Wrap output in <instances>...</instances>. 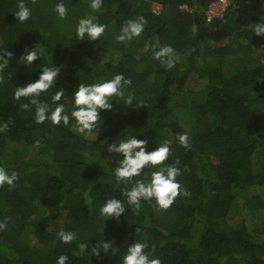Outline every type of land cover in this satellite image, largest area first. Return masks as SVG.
Listing matches in <instances>:
<instances>
[{
	"label": "trees",
	"instance_id": "1",
	"mask_svg": "<svg viewBox=\"0 0 264 264\" xmlns=\"http://www.w3.org/2000/svg\"><path fill=\"white\" fill-rule=\"evenodd\" d=\"M217 1L103 0L93 11L90 0H63L68 15L60 19L54 12L58 0H24L31 16L20 23L13 14L18 0H0V50L13 53L0 69V167L18 175L13 187L0 186V221L6 223L0 264H56L61 254L69 257L67 264H120L134 238L144 239L150 258L160 264H264V35L251 31L264 17V0H227L223 17L208 20ZM78 3L83 10L75 8ZM137 16L147 21L141 35L117 42L123 21ZM81 17L105 24L102 36L76 41ZM156 41L174 49V67L153 59ZM32 46L43 55L25 67L18 59ZM53 64L61 66L56 84L38 98L52 108L59 88L65 91L58 103L70 111L79 83L116 73L132 81L125 89L132 104L113 101V110L101 113L97 137L63 123H36L29 98L16 100L13 93L34 81L39 67ZM184 132L187 148L176 141ZM124 134L147 137L148 150L168 138L163 163L181 169L176 179L189 195H178L164 210L141 201L133 212L125 202L118 221L100 217L106 199L123 201L121 191L131 187L115 182L111 167L118 157L106 151ZM23 150L35 158L7 161ZM61 229L74 231L77 239L62 244ZM102 240L118 251L92 254ZM79 243L88 244L82 254Z\"/></svg>",
	"mask_w": 264,
	"mask_h": 264
},
{
	"label": "clouds",
	"instance_id": "2",
	"mask_svg": "<svg viewBox=\"0 0 264 264\" xmlns=\"http://www.w3.org/2000/svg\"><path fill=\"white\" fill-rule=\"evenodd\" d=\"M102 3L103 0H90L89 7L93 11H98L101 9ZM54 12L60 19H64L68 15V9L63 0H58L54 6ZM13 14L18 22L23 23L31 16V9L26 6L24 0H18L16 11ZM146 22L143 16L123 21L115 40L126 43L139 37L144 31ZM105 28L106 25L103 23L96 22L92 18L81 17L75 25V39L91 43L102 36ZM251 31L258 36L264 35V17H261V22L251 24ZM150 48L153 59L158 60L166 69L174 67L177 57L170 45H160L159 41H156ZM144 51H149L148 45L145 46ZM0 53H2L0 54V69H3L8 65L13 53L6 49L0 50ZM42 55V51L32 46L26 48L18 60L28 67L34 65V61H37ZM38 69L40 71L34 81L27 80L23 85L16 86L13 93L16 100L29 98V103L35 107L34 119L36 123H43L46 120L52 124L63 123L72 127L76 133L85 136L95 133L97 137L99 131L96 130L101 129L100 122L103 120L101 113L103 111L111 112L113 101L117 102L122 99L123 103L121 104L125 106L132 104L133 96L125 95V89L131 85L132 81L122 73H116L110 79L94 83H79L72 93L70 111L65 110L64 103H58L65 91L64 88H59L51 96V102L55 104V107L52 108L48 103L38 98L56 84L61 66L53 64L51 67H39ZM29 103H24L21 107L27 109ZM70 120L73 122L71 125ZM176 141L185 148L190 146L187 132L178 134ZM170 144L171 141L164 142L154 149L148 150L147 137L140 139L133 134H124L118 141L106 144V151L116 154L118 157L115 166L111 167L115 182L130 184L131 187L121 191V195L124 197L123 201L116 197L106 199L99 207L98 215L100 217L118 221L121 214L126 211L125 202L131 206L133 212L139 211L141 201H153L157 210H164L173 203L178 195H189L176 179L181 174V169L175 164L163 163L170 154ZM145 169L153 170L149 175L144 171ZM134 177L141 178L134 180ZM17 179L16 171H8L0 167V186L13 187ZM5 227V221H0V230ZM57 236L62 244H70L77 239L74 231L63 229L58 231ZM87 248V243H79L78 254L84 253ZM147 248L148 244L144 239L134 238L119 257L120 264H160L159 258H150L151 253L146 251ZM109 251L113 253L118 251L117 248H113L111 240L98 241L92 248V254L97 255L101 252L108 254ZM68 260L67 255L61 254L56 258V264H67Z\"/></svg>",
	"mask_w": 264,
	"mask_h": 264
},
{
	"label": "rangeland",
	"instance_id": "3",
	"mask_svg": "<svg viewBox=\"0 0 264 264\" xmlns=\"http://www.w3.org/2000/svg\"><path fill=\"white\" fill-rule=\"evenodd\" d=\"M227 4H229V2H227ZM75 6V8H80L81 10H83L84 9V6L81 4V3H78V4H76V5H74ZM216 7L217 6H215L214 8H212L213 10L214 9H216ZM74 8V9H75ZM76 11H80V10H78V9H75ZM218 15H220V13H215V17L216 16H218ZM63 25V22L62 21H59L58 22V24H57V29L60 31V32H64L63 31V29L61 28V27H63L62 26ZM230 70V69H229ZM175 114H177L178 115V117H180L181 118V120L182 121H184V120H186V116L185 115H183L182 113H181V111H179V110H177V111H175ZM184 123L185 124H190L189 122H187V121H184ZM168 139V138H167ZM166 139V140H167ZM166 140H165V142H166ZM150 142H153V141H150ZM151 144V143H150ZM23 148H25V146L24 145H19V148H17V149H23ZM26 150H27V148H26ZM26 150H23V151H19L18 152V154H14V155H12V156H8L7 157V161H9V162H11L12 164H19L20 162H22V161H30L31 159H34L35 157L34 156H32V155H30V154H32V153H30V154H28L27 152H26ZM235 215V212L233 211L232 212V214H231V216L233 217Z\"/></svg>",
	"mask_w": 264,
	"mask_h": 264
},
{
	"label": "built area",
	"instance_id": "4",
	"mask_svg": "<svg viewBox=\"0 0 264 264\" xmlns=\"http://www.w3.org/2000/svg\"><path fill=\"white\" fill-rule=\"evenodd\" d=\"M227 2H228L227 0H220V1H217L213 4H211L209 7V10L207 12L208 20H212L214 18H222L224 15V12L228 6ZM215 6H217V7H216V9L213 10L212 8H214ZM215 13L216 14L220 13V15L215 17L214 16Z\"/></svg>",
	"mask_w": 264,
	"mask_h": 264
}]
</instances>
